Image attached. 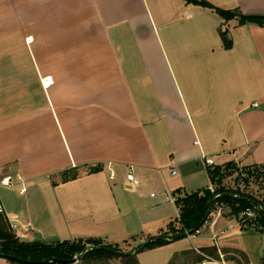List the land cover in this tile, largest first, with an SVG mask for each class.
I'll use <instances>...</instances> for the list:
<instances>
[{"label": "crops", "instance_id": "0c3cea01", "mask_svg": "<svg viewBox=\"0 0 264 264\" xmlns=\"http://www.w3.org/2000/svg\"><path fill=\"white\" fill-rule=\"evenodd\" d=\"M205 1L264 15V0ZM228 162L264 166L263 27L184 0H0V176L26 183L23 194L0 188V206L27 225L19 241L118 246L137 236L132 254L177 225L175 199L211 188L207 170ZM211 214L248 235L224 211ZM250 235L259 249L261 234ZM185 237L139 252L138 263L201 264L196 250L209 248L221 261L206 264H232L225 250L248 257L215 234Z\"/></svg>", "mask_w": 264, "mask_h": 264}, {"label": "trees", "instance_id": "16d2710c", "mask_svg": "<svg viewBox=\"0 0 264 264\" xmlns=\"http://www.w3.org/2000/svg\"><path fill=\"white\" fill-rule=\"evenodd\" d=\"M184 1L213 11L225 22L236 20L238 25L253 24L264 28V15H243L239 10H222L213 7L205 0ZM219 36L223 47L229 50L231 41L228 32L219 30ZM263 169L264 166L258 165L239 167L234 162L208 169L211 188L177 197L175 199L179 212L177 225L170 224L165 233L156 238H149L146 243L139 246L135 254L122 252L118 246L106 245L97 239L62 242L55 245L24 243L10 232L6 219L0 215V258L10 264H38L47 259L71 260L82 254L80 263L118 259L122 264H139L136 257L139 252L181 239L185 237V232L193 233L199 230L212 212L217 209L224 211L226 208L229 209L228 216L235 219L245 210L251 211L252 216L242 217L239 225L243 231L252 230L262 234L264 232ZM100 171H102L101 165L88 169L89 173ZM62 176L64 182L76 178L75 175L69 177L67 173ZM151 240L153 241L150 242ZM202 251L214 255V259L218 260L215 248ZM222 253L230 256L226 259L228 262L242 264L240 260H243L244 264H249L247 256L242 252L225 250Z\"/></svg>", "mask_w": 264, "mask_h": 264}, {"label": "rangeland", "instance_id": "374dc122", "mask_svg": "<svg viewBox=\"0 0 264 264\" xmlns=\"http://www.w3.org/2000/svg\"><path fill=\"white\" fill-rule=\"evenodd\" d=\"M160 67H162V69H165V65H160ZM233 132L234 131L232 130V133ZM233 134H235V133H233ZM221 144L224 146V148H229V142L228 141H223ZM237 153H239V152H237ZM238 156H239V154L236 156V158ZM217 166H221V165H217ZM238 166L241 167V165H238ZM214 167H216V166H214ZM207 185H208V182L205 181V185L202 186V188H205ZM142 189H144V191L147 194H149V192L150 193L152 192L154 195L156 194V191H154V190H151L150 189L148 191V187H145L144 186V188H142ZM0 191L2 192L1 189H0ZM224 212L226 214H228L229 213V209L228 208L224 209ZM244 216H245L244 214H240L239 215V218H237L238 222ZM212 219H216V221H219V222L218 223L215 222L213 224L212 228L211 229H208V226H209L210 222L212 221ZM228 222L232 226H234L232 230L231 229L230 230L229 229L226 230V228H228V224H224L225 222H223L222 216H215L214 214H211L210 218L204 224L203 228H201V230L199 229V231H201L200 232L201 233V237L207 238V237H211L214 234L215 235H218L217 242H218L219 245L227 244L228 246H234V247L237 246V248L242 249L245 252H247V255H248L247 258H248L249 264H263V262H264V254L261 257V255L259 253V249H257V247H258V237L257 236L256 237L255 236H251L250 234L253 231L252 230H247V231H244V232H248V235H244V233H243L242 236H240V238H239V237H237L238 236V233H239V230H238V226H237L236 222L233 221V220H229ZM224 230H226L227 232L225 234L219 235V233L222 232V231H224ZM134 238H135L134 241L131 238L129 240L127 239L128 240L127 241L128 242L127 245H125L124 243H122V244L121 243H118L119 244L118 245L119 249L122 252H125L127 250V248L130 247V244L133 245L136 242L138 243L140 239H138L137 236H135ZM187 241L188 240H186L185 243H187ZM104 244H106V243H104ZM135 246H136V247H134L135 248V251H137L138 248H139V245H135ZM87 247H89V246H87ZM220 252H222V251H220ZM216 253H217V256H218V260L221 261V258L219 256V251L217 249H216ZM203 255H205L206 257L210 258L214 262H215V260H217V259H214V255L209 254L208 252H206V254L204 253ZM228 257H230V256L229 255L222 254V259L226 260ZM240 262L242 264H244L243 260H240ZM76 264H122V263L118 259H113V260H110V261H98V262H96V261L91 262L90 261V262H87V263H80L79 262V263H76ZM232 264H234V263H232Z\"/></svg>", "mask_w": 264, "mask_h": 264}, {"label": "built area", "instance_id": "2783aa9c", "mask_svg": "<svg viewBox=\"0 0 264 264\" xmlns=\"http://www.w3.org/2000/svg\"><path fill=\"white\" fill-rule=\"evenodd\" d=\"M52 84V81H50L49 79H45V87H49ZM257 105L254 104L253 107H256ZM204 162L206 165L208 166H213L214 163L211 159H206L204 158ZM107 169H108V173H109V179L110 180H114L115 178V173L114 170L112 169V165L108 164L107 165ZM264 172V169H263ZM172 175H175V171H172L171 173ZM126 181L128 184L136 187L140 184V181L135 177L134 173H133V168L130 167L129 172L126 174ZM18 187L19 192L21 194L26 192V183L24 181V179L20 176V175H15V176H0V188H15ZM216 213L220 212V209H217L216 211H214ZM245 216H252L251 211L249 210H245V212L243 213ZM0 215L4 216V218L6 219L7 223H8V227L11 233H13L15 235V233L19 230V229H23L24 231L27 230V225H19L17 223H15L13 220L9 219L6 215L5 212L3 210V208L0 206ZM200 234L199 230L194 231L193 233H188L185 232V236L190 239L193 240L195 239L198 235ZM196 252L198 254H201L204 258L206 262H202L201 264H206L209 262H213L210 258L204 256L202 253H200L198 250H196Z\"/></svg>", "mask_w": 264, "mask_h": 264}, {"label": "water", "instance_id": "95a60500", "mask_svg": "<svg viewBox=\"0 0 264 264\" xmlns=\"http://www.w3.org/2000/svg\"><path fill=\"white\" fill-rule=\"evenodd\" d=\"M153 240H151L150 242H152ZM260 241H261V244H260V248H259V253L262 257L264 254V232L260 235ZM136 252L137 251H135L132 254H135ZM81 258H82V254L74 257L71 260L47 259V260H44L43 262H40L38 264H75V263L80 262Z\"/></svg>", "mask_w": 264, "mask_h": 264}]
</instances>
